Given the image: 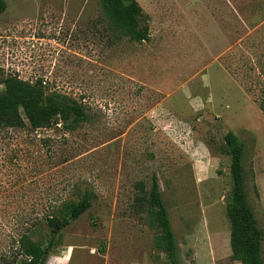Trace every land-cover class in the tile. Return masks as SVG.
<instances>
[{
	"label": "rangeland",
	"instance_id": "374dc122",
	"mask_svg": "<svg viewBox=\"0 0 264 264\" xmlns=\"http://www.w3.org/2000/svg\"><path fill=\"white\" fill-rule=\"evenodd\" d=\"M3 1L0 92L9 76L41 79L88 119L73 130L25 119L0 128L1 254L22 232L47 242L34 217L86 191L91 206L59 232L45 264H166L135 203L155 175L178 264H239L225 211L222 136L232 131L264 261V0H135L142 42L115 31L100 0Z\"/></svg>",
	"mask_w": 264,
	"mask_h": 264
},
{
	"label": "trees",
	"instance_id": "16d2710c",
	"mask_svg": "<svg viewBox=\"0 0 264 264\" xmlns=\"http://www.w3.org/2000/svg\"><path fill=\"white\" fill-rule=\"evenodd\" d=\"M108 22L119 34L139 42L148 40V26L141 25L142 8L135 0H100ZM5 10V2L0 0V13ZM43 80L31 83L17 76L4 80V90L0 92V128H16L23 125L24 119L30 128L40 129L54 124H61L66 130H73L80 122L88 119L84 107L74 100H66L59 94H46ZM260 110L264 116V89L262 91ZM222 145L230 157V175L232 180L229 201L225 211L229 221V246L231 257L239 264H264L261 256L263 232L258 227L255 216L249 206L244 185V168L242 165L244 144L232 131L222 136ZM92 194L83 192L76 203L62 202L49 204L48 212L36 215L33 227L40 223L50 229L51 237L47 242L34 240L22 232L14 241L16 246H9L2 254L0 264H45L59 232L89 209ZM135 203L146 212L147 225L157 232L155 246L165 255L166 264H178L177 245L174 239L167 208L155 175L151 177L149 189L139 183V194ZM55 209L63 213L57 220ZM31 223L26 228L30 229Z\"/></svg>",
	"mask_w": 264,
	"mask_h": 264
}]
</instances>
